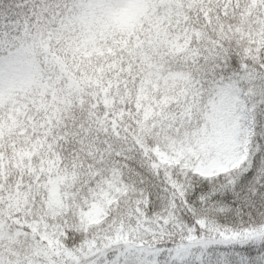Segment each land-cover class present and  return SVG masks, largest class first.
<instances>
[{"label":"snow or ice","instance_id":"obj_1","mask_svg":"<svg viewBox=\"0 0 264 264\" xmlns=\"http://www.w3.org/2000/svg\"><path fill=\"white\" fill-rule=\"evenodd\" d=\"M0 264H264V0H0Z\"/></svg>","mask_w":264,"mask_h":264}]
</instances>
